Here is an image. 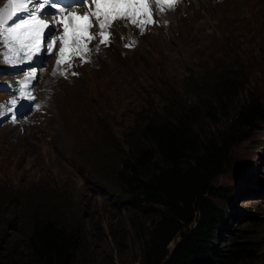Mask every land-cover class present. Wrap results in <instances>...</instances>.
<instances>
[{
	"label": "rangeland",
	"instance_id": "rangeland-1",
	"mask_svg": "<svg viewBox=\"0 0 264 264\" xmlns=\"http://www.w3.org/2000/svg\"><path fill=\"white\" fill-rule=\"evenodd\" d=\"M234 15H238L236 19H232ZM165 18L163 32L173 33L168 38H152L154 42L149 44L143 40L145 35L136 37V47L141 46L137 54L144 52V76L135 78L133 67L123 68L120 75L114 70L109 80L105 74H97L106 70L111 60L123 67L122 60L133 52L122 47L121 33L125 28L117 25L116 41L92 66L84 67L79 77L60 80L55 86L48 85L49 78L44 80L39 96L47 104L48 113L40 124L26 129H0V196H5V203H0V210H5L0 211V232L10 241L20 239L22 234L24 216L18 209L21 212L20 202L29 198L21 193L29 191L32 198H37L36 187L52 186L43 193L45 198L53 203L64 200L69 220L79 221L75 264L141 263L139 237L130 230L132 210L110 191L101 189L108 184L106 152L115 156L118 141L130 132L125 125H133L131 119L149 100L164 115L171 104L167 97L182 99L189 106L198 104L197 91L188 89H193V81L210 71L243 69L240 73L244 81L249 80V74L264 73V31L253 33L254 28L264 29V5L260 0H188ZM235 21L239 23L236 26ZM147 34L158 35L156 30ZM240 52L245 59L253 56L255 65L248 63L244 69L241 61L233 57ZM146 54L150 55L148 61ZM74 101L80 105L74 121V149L56 148V111ZM259 133L261 136L245 140L233 150L235 157L230 167L235 168V173L241 172L232 186L235 221L243 224L247 219H261L263 224L257 231L264 255V130ZM30 138L37 142L33 148L36 155L21 152L23 142ZM240 155L246 156L250 170H243ZM111 231L120 236V246Z\"/></svg>",
	"mask_w": 264,
	"mask_h": 264
},
{
	"label": "trees",
	"instance_id": "trees-1",
	"mask_svg": "<svg viewBox=\"0 0 264 264\" xmlns=\"http://www.w3.org/2000/svg\"><path fill=\"white\" fill-rule=\"evenodd\" d=\"M242 54L233 57L244 69L255 65L253 56ZM243 71L208 72L188 89L197 91L198 104L167 97L171 104L164 115L149 100L131 119L133 125H125L130 132L118 141L115 156L106 152L108 184L101 187L132 210L130 230L139 237V264L264 262L257 231L263 222L235 221L232 205V186L241 176L230 167L232 152L264 130V73L249 74V82ZM240 156L246 170L249 162ZM51 187H36L37 198L21 193L29 198L18 209L24 216L22 234L10 241L0 232V264H75L79 221L69 220L64 200L45 198ZM111 234L120 246V236Z\"/></svg>",
	"mask_w": 264,
	"mask_h": 264
},
{
	"label": "snow or ice",
	"instance_id": "snow-or-ice-1",
	"mask_svg": "<svg viewBox=\"0 0 264 264\" xmlns=\"http://www.w3.org/2000/svg\"><path fill=\"white\" fill-rule=\"evenodd\" d=\"M152 2L161 12H164L174 8L179 0H90V4L88 0H85L89 8L88 12L84 14L68 12L64 18L54 17L53 22L62 25L63 32L61 36L47 44V51L51 53L54 45L59 41L61 46L57 65L68 63L73 54L82 61L88 62L85 59L91 51L88 43L99 36L100 44L107 46L111 39L108 29L115 21L127 20L139 28L141 34L148 25L155 24L150 6ZM47 6L55 8L58 13L65 12L64 8L51 3V0H7L6 4L0 7V45L6 49L3 53V59L6 62L15 64L21 59L31 60L45 47L43 37L45 30L49 27V21L41 19V14ZM21 14L25 15L21 16ZM93 21L99 28L97 34L90 31L94 26ZM134 43L135 41L126 44L125 47H132ZM68 66L71 67V64L69 63ZM60 74L64 75V72ZM72 74L76 75V73ZM34 78L35 71L29 73L26 81ZM26 87V82H22V96ZM8 103L14 107L17 101L12 99Z\"/></svg>",
	"mask_w": 264,
	"mask_h": 264
},
{
	"label": "bare ground",
	"instance_id": "bare-ground-1",
	"mask_svg": "<svg viewBox=\"0 0 264 264\" xmlns=\"http://www.w3.org/2000/svg\"><path fill=\"white\" fill-rule=\"evenodd\" d=\"M238 15H234L232 19H236ZM238 22H234V25H238ZM245 24V23H242ZM147 61L149 60V54H146ZM166 60V59H165ZM118 72L119 75L123 71V67L120 66V64L117 61H110L107 69L105 71H99L97 74H105V76L109 79H112V72ZM147 71V70H146ZM145 70L143 68L135 69L134 75L135 78L144 76ZM134 78V79H135ZM61 81L57 80L55 78H49L47 83L49 85H57ZM80 108L79 102L74 101L66 108H62L56 111V120H55V126L53 129L54 134V146L56 148H63V147H69L70 149H74V121L76 119V114ZM36 141L32 138L27 139L25 142H23L24 147L21 148L22 153H26L28 155H36L38 152L34 151L33 148L36 145ZM54 152V147L50 149Z\"/></svg>",
	"mask_w": 264,
	"mask_h": 264
},
{
	"label": "clouds",
	"instance_id": "clouds-1",
	"mask_svg": "<svg viewBox=\"0 0 264 264\" xmlns=\"http://www.w3.org/2000/svg\"><path fill=\"white\" fill-rule=\"evenodd\" d=\"M247 31V30H246ZM263 31H262V29L261 28H254L253 29V33H255V34H260V33H262Z\"/></svg>",
	"mask_w": 264,
	"mask_h": 264
}]
</instances>
